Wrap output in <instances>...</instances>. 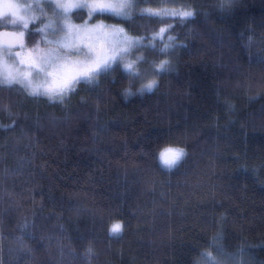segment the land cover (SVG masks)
<instances>
[{
  "label": "trees",
  "instance_id": "16d2710c",
  "mask_svg": "<svg viewBox=\"0 0 264 264\" xmlns=\"http://www.w3.org/2000/svg\"><path fill=\"white\" fill-rule=\"evenodd\" d=\"M197 3L150 94L125 101L119 70L63 104L0 90V264H83L89 239L93 264H190L221 218L234 257L264 264V0ZM165 138L189 149L170 173L150 156Z\"/></svg>",
  "mask_w": 264,
  "mask_h": 264
},
{
  "label": "clouds",
  "instance_id": "9594fccd",
  "mask_svg": "<svg viewBox=\"0 0 264 264\" xmlns=\"http://www.w3.org/2000/svg\"><path fill=\"white\" fill-rule=\"evenodd\" d=\"M231 3L212 0L220 12ZM162 7L183 10L165 15L146 0H0V90L63 104L82 84H98L104 76L115 79L119 70L125 101L156 91L161 78L174 70L177 46L184 43L179 29L200 11L197 0ZM188 153L186 143L165 138L150 156L170 173ZM124 227L123 219L112 216L105 230L117 237ZM201 231L190 264H229L233 253L223 219L209 220ZM95 254L93 242L86 240L80 251L83 264H93Z\"/></svg>",
  "mask_w": 264,
  "mask_h": 264
},
{
  "label": "rangeland",
  "instance_id": "374dc122",
  "mask_svg": "<svg viewBox=\"0 0 264 264\" xmlns=\"http://www.w3.org/2000/svg\"><path fill=\"white\" fill-rule=\"evenodd\" d=\"M182 10L183 9H179V8H164L161 9V13L179 12ZM228 261L229 264H243V262H241L238 257H234V255L232 256V258H228ZM246 264H256V262L254 263L253 260L250 261V259H248L246 260Z\"/></svg>",
  "mask_w": 264,
  "mask_h": 264
}]
</instances>
